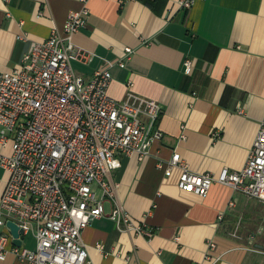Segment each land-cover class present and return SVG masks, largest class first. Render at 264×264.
Here are the masks:
<instances>
[{
    "label": "crops",
    "instance_id": "crops-1",
    "mask_svg": "<svg viewBox=\"0 0 264 264\" xmlns=\"http://www.w3.org/2000/svg\"><path fill=\"white\" fill-rule=\"evenodd\" d=\"M178 2L89 0L88 23L72 38L96 54L90 65L73 62L85 77L132 48L125 67L110 70L109 95L124 100L134 92L162 106V137L143 159L121 155L110 176L122 205L155 234L134 236L101 217L83 232L92 264H264V203L219 183L206 197L183 192L181 170L169 174L165 164L178 152L198 173L244 168L264 122V0H194L189 10ZM81 8L80 0H0V74ZM0 151L11 155L12 143ZM8 179L0 165V200ZM6 231L0 226V235ZM22 240L36 249L33 232ZM0 264L30 263L8 252Z\"/></svg>",
    "mask_w": 264,
    "mask_h": 264
},
{
    "label": "built area",
    "instance_id": "built-area-1",
    "mask_svg": "<svg viewBox=\"0 0 264 264\" xmlns=\"http://www.w3.org/2000/svg\"><path fill=\"white\" fill-rule=\"evenodd\" d=\"M80 1L82 8L69 14L63 31L56 28L44 41H32L21 63L0 74V147L11 142L13 149L11 155L0 151V165L9 173L0 200V226L7 229L0 235V260L12 252L30 264H92L83 232L104 216L134 236L150 240L155 234L122 205L119 184L110 176L120 168L121 155L143 159L162 137L157 127L162 106L134 92L124 100L109 95L110 70L125 67L132 48L119 60H105L89 77L74 69L73 62L87 66L96 57L72 39L91 12L89 0ZM178 4L189 10L194 0ZM192 64L185 61L186 73ZM165 164L169 174L181 170L183 192L206 197L219 183L264 203V122L241 170L223 168L217 177L194 172L178 152ZM8 222L24 230L20 238L33 232L36 249L14 245ZM208 247L214 251L217 245L210 241Z\"/></svg>",
    "mask_w": 264,
    "mask_h": 264
},
{
    "label": "water",
    "instance_id": "water-1",
    "mask_svg": "<svg viewBox=\"0 0 264 264\" xmlns=\"http://www.w3.org/2000/svg\"><path fill=\"white\" fill-rule=\"evenodd\" d=\"M7 226L10 228V232L14 238L13 242L16 246H22L23 240L20 238L24 234V230L19 228V226L13 222H8Z\"/></svg>",
    "mask_w": 264,
    "mask_h": 264
},
{
    "label": "trees",
    "instance_id": "trees-1",
    "mask_svg": "<svg viewBox=\"0 0 264 264\" xmlns=\"http://www.w3.org/2000/svg\"><path fill=\"white\" fill-rule=\"evenodd\" d=\"M153 1H155V0H148L149 4H150L151 6H154Z\"/></svg>",
    "mask_w": 264,
    "mask_h": 264
},
{
    "label": "rangeland",
    "instance_id": "rangeland-1",
    "mask_svg": "<svg viewBox=\"0 0 264 264\" xmlns=\"http://www.w3.org/2000/svg\"><path fill=\"white\" fill-rule=\"evenodd\" d=\"M252 202H254V201H252Z\"/></svg>",
    "mask_w": 264,
    "mask_h": 264
}]
</instances>
